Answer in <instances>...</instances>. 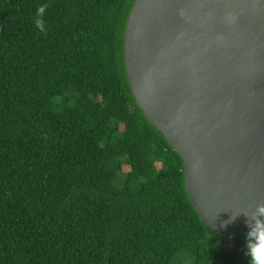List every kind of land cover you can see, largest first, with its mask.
I'll list each match as a JSON object with an SVG mask.
<instances>
[{"label":"trees","instance_id":"trees-1","mask_svg":"<svg viewBox=\"0 0 264 264\" xmlns=\"http://www.w3.org/2000/svg\"><path fill=\"white\" fill-rule=\"evenodd\" d=\"M134 1L0 0V264H248L135 102Z\"/></svg>","mask_w":264,"mask_h":264},{"label":"water","instance_id":"water-1","mask_svg":"<svg viewBox=\"0 0 264 264\" xmlns=\"http://www.w3.org/2000/svg\"><path fill=\"white\" fill-rule=\"evenodd\" d=\"M124 64L202 222L246 236L264 206V0H135Z\"/></svg>","mask_w":264,"mask_h":264},{"label":"clouds","instance_id":"clouds-1","mask_svg":"<svg viewBox=\"0 0 264 264\" xmlns=\"http://www.w3.org/2000/svg\"><path fill=\"white\" fill-rule=\"evenodd\" d=\"M41 7L38 12L43 13ZM37 26L43 31L42 20L37 21ZM256 217H264V206H257L252 222H246L249 231L245 238V254L249 257L248 264H264V222Z\"/></svg>","mask_w":264,"mask_h":264}]
</instances>
